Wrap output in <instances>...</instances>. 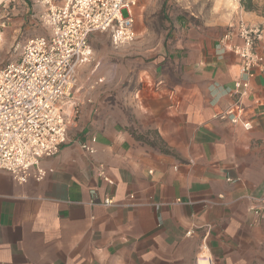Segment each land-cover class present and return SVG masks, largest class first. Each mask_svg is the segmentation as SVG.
Listing matches in <instances>:
<instances>
[{"label":"crops","instance_id":"0c3cea01","mask_svg":"<svg viewBox=\"0 0 264 264\" xmlns=\"http://www.w3.org/2000/svg\"><path fill=\"white\" fill-rule=\"evenodd\" d=\"M166 6L164 37L147 47L151 64L127 98L130 120L121 92L109 101L108 71H98L104 83L93 77V60L78 71L67 142L41 162L46 178L19 185L0 171V264H264L254 213L264 209V74L238 121L220 118L237 100L239 59L217 47L242 22L261 30L264 54V0Z\"/></svg>","mask_w":264,"mask_h":264},{"label":"built area","instance_id":"2783aa9c","mask_svg":"<svg viewBox=\"0 0 264 264\" xmlns=\"http://www.w3.org/2000/svg\"><path fill=\"white\" fill-rule=\"evenodd\" d=\"M37 2L44 8L39 17L46 34L27 39L18 58L0 65V171L7 172L19 185L46 178L42 160L59 153L70 126L79 117V104L72 100V92L79 69L93 62L90 36L105 33L114 46L120 47L131 44L137 35V0H62L61 5L57 0ZM260 40L261 30L242 22L219 39L220 53L229 51L239 59L238 79L232 90L237 100L220 118L232 117L236 123L243 99L250 94V81L264 74ZM242 125L250 128L249 122ZM95 142V138L90 140V144ZM90 144L81 148L93 154ZM98 176L106 184H113L104 168H99ZM102 204L112 206L114 200L108 197ZM263 210L257 208L254 213L262 217Z\"/></svg>","mask_w":264,"mask_h":264},{"label":"rangeland","instance_id":"374dc122","mask_svg":"<svg viewBox=\"0 0 264 264\" xmlns=\"http://www.w3.org/2000/svg\"><path fill=\"white\" fill-rule=\"evenodd\" d=\"M57 1L58 5L62 4V0ZM166 2L167 0H137L134 8L137 35L131 44L116 47L107 34L100 32H95L90 37L93 60L97 66L93 77L97 76V80L104 83L106 78L98 74V71L101 68L108 71L107 79L117 86L110 92L113 97L109 101L115 103L114 97L121 92L126 101L124 105L128 106V120L133 116L127 98L138 83V72L148 69L151 64L146 49L161 43L168 26ZM175 5V10L181 8L179 3L175 2ZM43 11V6L37 0H0V25L3 26L0 36V65L18 58L27 39L46 34V27L39 17ZM130 48L132 50H127ZM136 48L142 50L137 51ZM262 214L264 219V210Z\"/></svg>","mask_w":264,"mask_h":264},{"label":"trees","instance_id":"16d2710c","mask_svg":"<svg viewBox=\"0 0 264 264\" xmlns=\"http://www.w3.org/2000/svg\"><path fill=\"white\" fill-rule=\"evenodd\" d=\"M240 3L242 4V6L245 9H250L251 8V6H250V0H241Z\"/></svg>","mask_w":264,"mask_h":264},{"label":"bare ground","instance_id":"6f19581e","mask_svg":"<svg viewBox=\"0 0 264 264\" xmlns=\"http://www.w3.org/2000/svg\"><path fill=\"white\" fill-rule=\"evenodd\" d=\"M232 1H233V0H232ZM199 263H200V264H209V262H208V261H202V262H201V261H199Z\"/></svg>","mask_w":264,"mask_h":264}]
</instances>
